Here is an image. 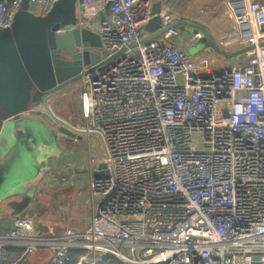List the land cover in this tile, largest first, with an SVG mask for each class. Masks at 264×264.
I'll return each mask as SVG.
<instances>
[{
	"label": "built area",
	"instance_id": "2783aa9c",
	"mask_svg": "<svg viewBox=\"0 0 264 264\" xmlns=\"http://www.w3.org/2000/svg\"><path fill=\"white\" fill-rule=\"evenodd\" d=\"M21 1L0 0V27ZM27 1L45 14L56 0ZM153 2L76 0L71 27L95 30L114 55L79 78L78 128L102 145V173L87 175L96 202L85 227L59 235L38 229L35 212L17 216L0 233V264L40 246L51 250L40 264H66L72 249L86 264H264V2L223 0L217 46L254 45L230 67L213 66L209 45L186 53L176 27L141 41Z\"/></svg>",
	"mask_w": 264,
	"mask_h": 264
},
{
	"label": "water",
	"instance_id": "95a60500",
	"mask_svg": "<svg viewBox=\"0 0 264 264\" xmlns=\"http://www.w3.org/2000/svg\"><path fill=\"white\" fill-rule=\"evenodd\" d=\"M75 7L76 0H56L45 14L34 13L28 6L18 7L11 24L0 27V139L6 141L0 148L3 161L0 200L11 191L29 193V184H35L36 159L56 158L60 136L72 141L80 139L84 132L56 115L48 100L58 97L59 92L62 95L70 93L67 87L80 78L83 66L97 67L114 57H104L106 52L99 49L100 37L95 30L71 27L76 19ZM160 8L161 0L151 4L153 16L143 25L146 35L141 41L158 36L170 27L186 26L203 35L193 41L195 51L209 45L215 53L232 58L254 47L249 44L224 51L217 46L205 25L189 19H173L159 27ZM60 27L63 31L58 32ZM80 44L84 48L82 51L78 50ZM38 104L43 107L42 121L34 124L26 120L15 132L14 120ZM103 166L104 163L99 162L93 174L100 175ZM64 173L61 178L66 179L58 186L66 187L72 183L80 187L87 178L88 169L66 166Z\"/></svg>",
	"mask_w": 264,
	"mask_h": 264
},
{
	"label": "crops",
	"instance_id": "0c3cea01",
	"mask_svg": "<svg viewBox=\"0 0 264 264\" xmlns=\"http://www.w3.org/2000/svg\"><path fill=\"white\" fill-rule=\"evenodd\" d=\"M256 1L264 2V0ZM222 3L223 0H168L167 2L161 0L160 11L168 12L175 20L189 19L205 25L216 41L228 26V22L222 11ZM22 6L26 8L28 6L29 10L31 9L27 0L20 2L19 7ZM94 23H97V21H94ZM176 28L178 29V35L179 31H181L182 35L186 37V39L181 37L180 40L177 36L176 44L180 48H183L185 44L187 45V37L190 34L195 35L196 38L203 36L202 33L186 26H177ZM192 31L196 33L194 34ZM234 49H237V47L233 46L222 50L228 52ZM210 58L214 67H224L242 62L239 61L241 59L239 56L227 58L214 51L211 52ZM58 97H61V100H65V98L71 97V92L66 95H62L59 92ZM53 100L49 99L48 104L49 102H53ZM41 111L42 105L38 104L25 114H20L14 120L13 130L15 132L18 131L26 120L34 124L36 121H42ZM61 118L75 127L82 126L80 116L73 121L62 116ZM92 138L97 142L95 147L91 146ZM79 141L83 143L77 147L76 143ZM0 145V148L6 145L4 138L0 139ZM101 158L102 145L93 134L84 131L80 139H73L72 141L68 140L65 136H60L58 138V155L56 158H49L46 167H42L39 184L37 186L29 184L30 188L27 194L11 191L0 200V233L7 232L12 225L13 219L25 212H35V226L41 229L45 235L62 234L67 226L76 230L85 227L89 222L93 205L96 202L95 198L91 199L88 195L87 178L82 181L80 187L72 183L66 187H61L57 184L63 183L66 179L65 177L61 178L65 174L64 168L66 166L73 167L74 169L94 170L98 163L101 162ZM2 163V155L0 153V166ZM67 178L69 179V176ZM33 187L34 189L32 190ZM40 247L42 249H35L36 251L34 250L29 254L23 264H40L51 254V250L48 247ZM101 261L100 259L98 264ZM79 262V264H86L84 261L79 260Z\"/></svg>",
	"mask_w": 264,
	"mask_h": 264
},
{
	"label": "rangeland",
	"instance_id": "374dc122",
	"mask_svg": "<svg viewBox=\"0 0 264 264\" xmlns=\"http://www.w3.org/2000/svg\"><path fill=\"white\" fill-rule=\"evenodd\" d=\"M23 5V4H22ZM182 35L181 31H179V35H178V39L181 40V37L186 39V37ZM180 37V38H179ZM188 39V43L187 45L185 44L183 46V49L186 53H194L195 52V43L193 42L196 37L193 34H190V36L187 37ZM100 50H102L101 48H99ZM244 58L239 59V61H243ZM232 64L229 65V67ZM69 90L71 91V97L65 98V100H61V97H54L53 102H49V106L50 108L53 110L54 113H56L59 117H64L67 118L71 121H73L74 119H78L79 118V107H78V95L80 93L81 90V83L80 80L78 79L76 82H74L73 84H71L69 87ZM59 101V102H57ZM43 109V107H42ZM24 130V129H23ZM42 137H44V134L41 135ZM83 143L81 141H79L78 143H76V146L79 147L81 146L80 144ZM97 145V142L95 139L92 138L91 140V146L95 147ZM56 149H58V147H56ZM34 166H35V176H33V182L35 183L34 186H37L40 182V172L42 170V167L45 166L47 164V159H45L44 157L40 158V159H36V161L34 162ZM44 168V167H43ZM34 189V187L32 188V190ZM38 249H42V247H38L36 250ZM35 250V251H36ZM87 260L90 261V257H87ZM109 260L113 261V263H115V261L123 264L122 262H120L118 259L112 257L109 258ZM79 260L77 262V264H79ZM95 264H98L95 263Z\"/></svg>",
	"mask_w": 264,
	"mask_h": 264
},
{
	"label": "trees",
	"instance_id": "16d2710c",
	"mask_svg": "<svg viewBox=\"0 0 264 264\" xmlns=\"http://www.w3.org/2000/svg\"><path fill=\"white\" fill-rule=\"evenodd\" d=\"M22 249L19 247H11L9 248V257H13L16 256ZM84 251L83 250H78V249H72L69 252V259L67 261L66 264H77L79 257L81 254H83ZM109 258L112 257H107L102 259V261L100 262V264H121L117 261H115V263H113V261L109 260Z\"/></svg>",
	"mask_w": 264,
	"mask_h": 264
}]
</instances>
